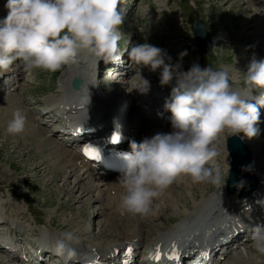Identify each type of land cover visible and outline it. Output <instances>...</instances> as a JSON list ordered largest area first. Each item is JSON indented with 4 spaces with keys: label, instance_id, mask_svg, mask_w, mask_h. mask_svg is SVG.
<instances>
[{
    "label": "clouds",
    "instance_id": "obj_1",
    "mask_svg": "<svg viewBox=\"0 0 264 264\" xmlns=\"http://www.w3.org/2000/svg\"><path fill=\"white\" fill-rule=\"evenodd\" d=\"M122 0H5L6 15L0 18V73L15 61L24 70L43 69L55 72L74 62L81 51L105 64L119 59L117 42L121 39L118 26L122 16L117 11ZM134 70L136 83L127 91L146 92L149 81L140 69H159V84L167 85L175 79L163 108L171 131L157 132L140 142L129 141V151L119 154L121 167L116 179L121 187L117 211L123 215L147 216L153 200L179 175L188 176L193 183L218 179L206 164L218 156L213 146L220 132L252 138L258 134L259 106L252 89L261 90L264 97V58H252L244 72V82L250 85L249 95L242 97L234 91L229 74L224 69L203 68L193 63L179 70V63H165V50L147 42L136 43L126 49ZM186 55V50L178 56ZM25 116L14 110L6 124V132L18 134L24 130ZM229 167V166H228ZM251 165H242L249 170ZM228 173V169H227ZM243 186L241 180L236 184ZM251 248L264 256V223L250 228ZM78 243L73 230L61 231L52 251L57 256L72 259Z\"/></svg>",
    "mask_w": 264,
    "mask_h": 264
},
{
    "label": "rangeland",
    "instance_id": "obj_2",
    "mask_svg": "<svg viewBox=\"0 0 264 264\" xmlns=\"http://www.w3.org/2000/svg\"><path fill=\"white\" fill-rule=\"evenodd\" d=\"M263 2L264 0H130L131 16L130 20L124 23V26L127 28L132 27V31H138V35H136L141 43L147 42L165 50L167 56L171 57V60H169L170 64H181L184 62L183 57L187 56L188 61H195L197 64H201L202 67L209 66L215 70L224 69L229 74L232 88H239L238 86H240V89L249 93L251 86L244 82V72L247 70V65L252 58L256 60L264 58V30H261L264 26ZM4 3L5 0H0V18H3L7 12L4 8ZM122 4L123 2L118 3L117 9ZM252 11H256L255 15ZM193 14L204 22L212 38L222 34L226 37L224 42L213 47L203 55L199 54L194 46L191 30ZM123 18L129 17H122V20ZM258 25L262 26L259 30L260 32L257 34L255 31ZM216 40L218 43L219 40ZM182 44H186L184 46L186 48L181 47L183 48L182 51L186 50V55L180 57L178 53L181 51L179 52L178 49ZM238 55L243 57L242 61L241 58L237 60L240 65L236 61ZM199 58L200 60L198 61ZM165 59L168 60L167 57ZM184 67L188 68L189 66L184 65ZM64 68L66 69L67 66H62L55 72L43 69H32L30 71L23 69L20 78H18L20 82L19 89L17 88L16 91L11 92L0 91V213L6 217L8 224L17 223L25 228L26 231H32L34 235H36L37 230L41 229L42 226L48 227L53 225L54 229L52 231L58 235L61 231L73 230L78 238L85 239L89 243L91 241L86 236L93 238L96 234L95 241H92V243L104 244V242L113 241L116 238L121 240V235L117 228L115 229L116 232L114 231V225L120 223L119 221H116L113 226L110 225L111 232L106 231V219L109 214L105 213V225L102 224L100 228L101 232L97 229L93 216L96 219L95 222H98V217L103 215V212L98 213L97 210L101 205L95 204L97 200L96 196L94 198L92 196L96 190L89 193L85 191L86 193L81 194L85 197H81L82 199L78 198L81 191L77 189L72 191L71 189L74 184L72 183L74 177L66 176L60 170L53 168L54 159L50 155L49 150L45 149L47 148L46 145H43L46 146L42 149L44 150L42 152L43 156L38 152V145L36 143L39 133H36L33 137L32 134L34 133L31 132L29 134L28 132L24 133V135L23 131L18 134H9L5 130L6 124L11 119L15 110L9 104L10 99L13 97L19 101L22 98H28V101L21 103V105L28 109L27 113L32 119L40 120V123L34 122L35 126L37 125L39 128L40 126H44L42 122L43 117L31 110L32 104L39 99L51 96V86L57 78L56 73L64 71ZM141 70V74L146 79L151 80L154 74H156L144 75L143 72L149 71L148 68H141ZM107 87L110 86L107 85ZM29 90L32 92L31 95L34 94V99L36 100H29L31 98V95L27 93ZM254 90L252 89L253 92ZM56 92L57 90H55L54 94ZM20 109L24 111L22 106H20ZM24 116L26 118L30 117ZM161 130L168 131L165 128ZM218 136L219 138L214 140V147L219 153L217 157L223 158V160L219 161L216 157L215 160L223 168L225 166L223 162H227L225 158L226 153L223 151L224 145L218 144L217 140L221 141L220 139L223 136V139L226 138L229 136V132L225 130L218 134ZM50 139L53 140L52 137ZM263 149L264 133L254 150L255 152L258 151L256 153H259ZM44 153L47 154L45 155ZM49 156H52V158ZM262 158L264 159V153L259 159L262 160ZM55 160L57 161V159ZM64 175L68 178H66V183L63 179ZM217 175L218 179L215 183L205 181L204 183H199V185H192V193L196 194L195 196H200L201 193H209L221 185L223 176L225 175ZM175 179L173 181L174 190L179 195L181 194L180 199H183L185 204L191 203L190 188L177 185ZM102 196H105V191L102 193ZM159 202L163 203L162 200ZM107 205L110 212L111 205L109 203L104 205V210L107 211ZM167 208L159 216V222L163 227L176 222L180 217L179 211H172L169 206ZM147 222L145 229H147L148 234L154 231L157 232L155 225L149 221ZM106 226L110 227L109 224ZM104 234H106L105 237ZM144 235L146 236L145 233ZM148 237L150 238V235ZM245 248L253 255L252 260L264 262V256L256 253L250 244ZM242 256L245 258L244 255ZM236 259L234 257V259L228 260L225 264H242L240 263V258H238L240 262ZM248 264L255 263L249 260Z\"/></svg>",
    "mask_w": 264,
    "mask_h": 264
},
{
    "label": "bare ground",
    "instance_id": "obj_3",
    "mask_svg": "<svg viewBox=\"0 0 264 264\" xmlns=\"http://www.w3.org/2000/svg\"><path fill=\"white\" fill-rule=\"evenodd\" d=\"M252 1V0H248ZM256 1V0H255ZM250 3V2H249ZM264 7V2L262 4ZM240 10V9H239ZM252 13L255 15L256 11H252ZM4 14V13H3ZM256 19V18H255ZM257 20V19H256ZM258 21H263V20H258ZM262 23V22H260ZM264 24V23H263ZM262 25H258L256 29V33L258 34L260 31ZM261 30H264V26L261 28ZM264 35V33H263ZM220 38H223V34L219 35ZM81 57V52L76 56L74 62L70 63L67 68L62 71L57 79V84L58 88L56 89L57 92L54 94L52 97H49L53 103L54 106L57 107H62L66 109V112H76L75 116H83L86 115L87 113L93 112L104 115L103 111L108 110V104L104 102V99H106L105 96L97 93L95 89L93 88L90 78L88 77L87 73L84 70L79 69V67H82L81 62L79 61V58ZM241 56L237 59L239 60ZM113 65L117 66V63H112ZM74 75H78L81 77L82 84L78 88L77 91H74L70 88V80ZM175 83V80H174ZM173 86L169 85L168 90L171 91V88ZM237 91V90H234ZM238 92V91H237ZM239 93V92H238ZM82 94V98H78L77 95ZM242 97H245L244 94L239 93ZM127 97V96H126ZM46 99V98H45ZM80 99H83L80 101ZM107 100V99H106ZM89 101L90 104H87L85 106H81L84 103H87ZM14 104L18 106L19 101H15ZM132 106V104H131ZM21 112L22 110L20 109V106L17 107ZM47 112V111H45ZM23 113V112H22ZM143 117V116H141ZM140 117V118H141ZM144 118V117H143ZM94 120V118H92ZM31 121V122H30ZM56 121V120H55ZM54 121V122H55ZM34 122H39L38 119H32L31 117H25V126L23 130V135L24 133L29 134V132L34 133L32 134L33 137L35 136L36 133H39V138L37 141V149L40 154L44 152V147L43 145H48L49 148V153L50 155L54 156L53 160V168L60 170V172L66 174V176H73L74 171L76 168L80 169L82 168L80 165L79 159L81 157L74 151L66 149L62 146L59 145V143L56 141V139L51 140L49 138L50 134L48 135L46 130L43 131L40 129L37 125L35 126ZM101 122V121H99ZM40 123V122H39ZM165 125L168 123H164ZM264 126V125H263ZM76 128H80V126H77ZM171 128V127H167ZM128 131H133L134 129L132 127H127L126 128ZM150 129V127H149ZM160 129H152L149 133V135L143 134V137H150L151 135L157 133V132H162L164 133V130ZM167 132L171 131L170 129ZM26 131V132H25ZM29 136V135H28ZM32 137V138H33ZM261 138V137H260ZM245 142V144L250 147L253 144L252 138H242ZM55 140V141H54ZM221 140V139H220ZM213 143V142H212ZM222 143V142H221ZM47 149V148H45ZM253 152V151H252ZM264 153V149L260 151L259 153H252V159H253V164H254V169L256 172V176L259 181V185L256 189V191L251 194L249 197H247L246 202L242 203V205L235 200V196H230V197H225L224 190H223V183L219 185L218 187L214 188L211 192L209 193H201L200 196H195L192 193V185H199V183H193L191 179L186 176V175H179L176 177V184L180 185L181 187H187L190 188V196L192 197L191 203H184L183 199H180V195L178 192L174 190V182H172L166 189H164L158 197H156L153 200L152 204V209L153 211L147 215V216H140V215H131V214H123L121 215L117 211V206L119 202V195L121 192V187L119 185L118 180L116 179L117 176H112V177H99L97 179H92L91 175L87 174L86 171H83L81 174H75L73 177V186H72V191L74 189L80 190L81 193L79 194L80 199L82 196L81 194L84 193L85 191L87 193L89 192H96L95 198L98 199V196H102V193L105 191V197L108 198L109 204L111 205V210L110 212L109 207L107 205V211L105 212L108 216L106 219V225L109 224V226H113V224L116 221H119L117 225H114L115 228H117L118 232L121 235V240L120 239H115L113 241L109 242H104V244L101 243H89L86 244L84 250L88 253L94 250L98 251H104V250H113V248H124L125 246L130 249V251L134 252L138 250V248H145L149 245H162L166 241H176L177 236L175 233H178V236L180 235H188L187 231L191 229L192 227H196L200 225V223L204 222V225L207 223L211 215H215L217 213V223L221 224L220 228L225 229L227 225H229L228 218L231 215V212L233 210H236L238 212V209L245 208L248 209L247 205L249 202H251L257 195L263 190L264 186V162L259 159L261 158L262 154ZM45 154V153H44ZM47 154V153H46ZM45 154V155H46ZM43 156V154H42ZM52 156H49L52 158ZM48 159V158H47ZM55 159L57 161L55 162ZM49 160V159H48ZM215 160V158H214ZM41 161V160H40ZM46 161V160H45ZM216 161V160H215ZM48 162V161H47ZM51 162V161H49ZM41 164V163H40ZM52 164V163H51ZM78 164L80 166H78ZM225 166H223V174L227 172V162H223ZM222 164V165H223ZM47 165V164H46ZM35 168V167H34ZM53 169V170H54ZM71 173V174H70ZM65 175L63 176L64 182L66 183L67 177ZM67 178V179H66ZM72 180V179H71ZM82 182V183H80ZM64 183V184H65ZM204 183V182H203ZM175 184V185H176ZM101 187H103L101 189ZM182 189V188H181ZM85 192V193H86ZM184 196V195H183ZM186 196V195H185ZM92 198V197H91ZM94 198V196H93ZM163 201V203H160L159 201ZM245 198H241V201L243 202ZM170 207L172 211H179L180 217L179 220L176 222L167 225V226H162V224L159 222V216L161 215L162 211L166 209L167 207ZM232 206H234V209L232 210ZM168 209V208H167ZM263 212L260 214L253 215L254 221L251 220L249 224L251 226L255 225L256 223H264V216ZM242 215V214H241ZM240 217V216H239ZM114 220V221H113ZM127 220V224L124 223V221ZM243 220L242 218H239L236 220V222ZM149 221L151 224H154L155 227L157 228L156 236L151 239H146V236L144 235L145 230L143 223H146ZM148 223V222H147ZM140 224V225H139ZM153 225V226H154ZM110 226V227H111ZM114 228V231H115ZM207 232L211 233L213 232V229L216 228V225H210L207 226ZM54 229L53 225H50L48 227H43L41 229L37 230V233L35 238L44 240L45 235H48L49 237L52 236L53 234L56 235L57 233L52 231ZM116 232V231H115ZM48 237V238H49ZM82 238H78V243H75V245H79L81 243ZM194 239V238H193ZM191 240L188 242L189 244H193L194 240ZM85 240V239H82ZM119 240V241H118ZM118 241V242H116ZM126 242V243H124ZM246 255L243 258L242 255H240V252H236V257L238 256L241 259L242 264H248V261L251 260L252 263L255 264H264L262 261L258 260H252L253 255L245 248ZM235 257V259H236ZM234 259V258H233ZM236 259V260H237ZM1 264L3 263V260ZM235 261V260H234ZM230 262V261H229ZM227 263V262H226ZM234 263V262H233Z\"/></svg>",
    "mask_w": 264,
    "mask_h": 264
},
{
    "label": "water",
    "instance_id": "obj_4",
    "mask_svg": "<svg viewBox=\"0 0 264 264\" xmlns=\"http://www.w3.org/2000/svg\"><path fill=\"white\" fill-rule=\"evenodd\" d=\"M191 28L194 33V37L196 40L197 49L200 52H206L211 48L212 42L209 39L208 33L204 27V24L196 17H193ZM80 84V80L76 79L73 82V87L77 88ZM227 150L231 156V169H230V177L227 180V189L229 191H240L241 194L246 195L248 194L253 188L255 184V179L251 175V170H243L241 168L242 165H246L250 163V153L244 147L241 140L236 137L232 136L227 140ZM243 177V178H241ZM241 179H245L247 183V187H237L236 184Z\"/></svg>",
    "mask_w": 264,
    "mask_h": 264
},
{
    "label": "snow or ice",
    "instance_id": "obj_5",
    "mask_svg": "<svg viewBox=\"0 0 264 264\" xmlns=\"http://www.w3.org/2000/svg\"><path fill=\"white\" fill-rule=\"evenodd\" d=\"M113 139H115V136H113ZM83 153L86 155V156H89V157H93L95 158L96 160H99L100 159V154L98 153V151L94 148H90L88 147L87 145L84 146V148L82 149ZM130 250V249H129ZM175 250V245H173V251ZM201 255H206V253H201ZM149 258L152 259V255L149 254ZM156 259H159V245H157V254L155 256ZM169 260L171 259H174L175 256H168L167 257Z\"/></svg>",
    "mask_w": 264,
    "mask_h": 264
}]
</instances>
